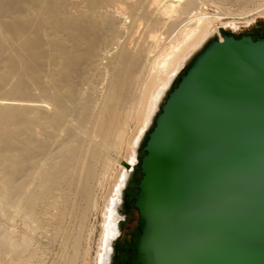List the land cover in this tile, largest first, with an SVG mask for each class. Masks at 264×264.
I'll use <instances>...</instances> for the list:
<instances>
[{
    "label": "bare ground",
    "instance_id": "1",
    "mask_svg": "<svg viewBox=\"0 0 264 264\" xmlns=\"http://www.w3.org/2000/svg\"><path fill=\"white\" fill-rule=\"evenodd\" d=\"M206 1L0 0V264L31 251L30 235L18 240L9 229L31 231L37 209L59 194L75 215L62 264H79L102 181L92 264H108L122 189L166 92L213 34L222 40L220 27H238L205 12ZM163 26L171 33L154 31ZM122 145L123 161L107 174Z\"/></svg>",
    "mask_w": 264,
    "mask_h": 264
},
{
    "label": "water",
    "instance_id": "2",
    "mask_svg": "<svg viewBox=\"0 0 264 264\" xmlns=\"http://www.w3.org/2000/svg\"><path fill=\"white\" fill-rule=\"evenodd\" d=\"M221 37L187 61L140 141L142 176L131 170L119 207L134 199L139 224L120 264H264V32Z\"/></svg>",
    "mask_w": 264,
    "mask_h": 264
},
{
    "label": "rangeland",
    "instance_id": "3",
    "mask_svg": "<svg viewBox=\"0 0 264 264\" xmlns=\"http://www.w3.org/2000/svg\"><path fill=\"white\" fill-rule=\"evenodd\" d=\"M207 1L203 7V10L205 12L212 13V14L217 12L221 15H223V12H224V15L222 16L223 18L225 17L224 19H222L224 20V22H237L238 23V27L236 29L220 27L221 35L222 34L233 35L234 37L239 38L242 35L251 33L253 37H255L256 34H262L264 32V11L259 12L258 14H253L255 9H257L256 6H259L261 3L263 4L264 0H254L256 2L254 4L247 5L248 7L241 6L242 5L241 0H227V2L226 0H223L225 1V3H223L222 1V5H221L222 6L221 9L223 11L221 9L216 10V7H215L216 5L212 4L209 1L207 2ZM254 19H256V21H254ZM165 27L166 26H163V28L161 27L162 30L161 28L157 27V29L154 31L157 32L158 35L161 34L162 36H165V34H168V33L170 34L171 33L170 28L169 27L165 28ZM166 29L167 30L169 29L168 33L167 31H164ZM142 30H145V29L142 28ZM145 34L148 35L147 33ZM146 35L142 37L143 41L149 42L150 40L148 37L149 35L148 36ZM184 72H185V67L181 70L180 74L175 79L174 86L178 83L179 76L184 74ZM133 120H134V117H133ZM132 123L133 122H131L130 127H129L131 128L130 130L133 129ZM122 146L120 148L121 150L119 149V153H118L119 158L117 162L111 165V168L107 174H110L109 172L112 171L116 166L119 167L118 165L121 163V161H123L126 150H124L125 148L124 146L123 147ZM120 152H122V154ZM118 162L119 164L117 165ZM140 163H141V160L139 158V163L135 165L136 183L139 182L142 176L141 169H140ZM101 184L102 185H99V187L98 186L96 187L97 189L95 188L96 191L94 190L95 206L91 208L87 216L86 235L84 236V240L82 243V247H83L82 255H81L82 257L79 260V264H92V260H93L92 258L94 256L96 242H97L98 235H99L98 233L100 231L99 230L100 212L97 211L98 209H95V208L100 207V201H101L102 194H104L103 191L105 187V185H103V181L101 182ZM125 192L126 194H129L132 192L136 193L138 192V188L137 187L127 188L125 189ZM57 197H59V200ZM62 197L63 196L60 194L58 196L56 195L55 199L56 198L57 199L55 201H53L52 203H47V205L44 206L43 209L41 207L37 209V214H39L38 215L39 220L36 223H33L31 227V231L29 232L25 231L24 227L21 224H19V222L15 223L13 225L14 227L12 226L9 229V231L11 232L10 234L14 233L16 236L17 235L19 236V237L17 236L18 240L22 239L24 234L28 236L30 235L31 237L30 238L31 239V244H30L31 251L29 253L26 252L25 255L24 254L20 255L22 257L19 258L18 260L19 262H16L15 264H59V263L62 264V261L64 260V258L66 259L67 251H66V248H64V245H65L64 241H65V238L68 236V234L70 235L75 232V221L73 222V219L75 220V218H73L75 217V215L72 216L71 214V210H72L71 201H68L69 200L68 199L67 201L63 202ZM126 199H127V211L124 213V216L122 217L123 219H121L120 221L121 224L123 225V227L121 228L122 236L121 237L118 236L117 238L118 239L117 248L119 250L120 255L125 254L122 248L126 242H129L131 240L133 236V232L137 231L138 229L137 227L139 224V212H138V209L134 206V199L129 200L127 196H126ZM55 231H58V232L56 233ZM116 261L118 262L117 259Z\"/></svg>",
    "mask_w": 264,
    "mask_h": 264
},
{
    "label": "flooded vegetation",
    "instance_id": "4",
    "mask_svg": "<svg viewBox=\"0 0 264 264\" xmlns=\"http://www.w3.org/2000/svg\"><path fill=\"white\" fill-rule=\"evenodd\" d=\"M122 227H123V225H122ZM121 236H122V229H121ZM120 235H119V237H121ZM117 246H118V241H117ZM123 255V254H122ZM122 255H120V253H119V250H118V248H117V254L114 256V260H113V262H112V264H120L119 262V258L122 256ZM116 259L118 260V262L116 261Z\"/></svg>",
    "mask_w": 264,
    "mask_h": 264
}]
</instances>
